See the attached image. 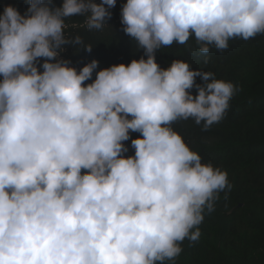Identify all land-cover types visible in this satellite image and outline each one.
<instances>
[{
    "label": "clouds",
    "instance_id": "clouds-1",
    "mask_svg": "<svg viewBox=\"0 0 264 264\" xmlns=\"http://www.w3.org/2000/svg\"><path fill=\"white\" fill-rule=\"evenodd\" d=\"M115 3L28 0L23 15L0 13V264H175L232 190L172 125L208 130L240 89L181 59L162 68L155 53L193 37L208 53L264 35V0H126L123 31L144 56L86 84L96 59L79 71L58 59L68 45L92 49L65 34L66 20L103 30ZM130 131L140 135L125 156Z\"/></svg>",
    "mask_w": 264,
    "mask_h": 264
},
{
    "label": "trees",
    "instance_id": "trees-1",
    "mask_svg": "<svg viewBox=\"0 0 264 264\" xmlns=\"http://www.w3.org/2000/svg\"><path fill=\"white\" fill-rule=\"evenodd\" d=\"M51 2L56 6L62 4V0ZM124 3L126 0H116L115 7L109 9L112 15L107 25L100 31L72 27L82 23L81 16L66 20L69 27L65 34L79 33L85 43L92 44V49L76 51L68 45L58 59L67 60L77 71L96 59L97 69L86 84L95 79L96 71L101 68L119 63L127 65L132 59L144 56L143 49L136 48L123 31L120 10ZM5 5L16 7L23 15L28 0H0V13ZM205 57L208 64H204ZM43 59L37 62L38 71L43 70L40 67ZM173 59L189 63L192 69L211 71L216 78L232 82L240 89L229 101L224 118L208 130H202L191 119L172 125L186 144L198 152L202 162L226 170L233 185L227 199L221 192L215 210L205 213L199 225V240L186 239L181 243L182 252L175 264H264V35L247 41L233 39L226 50L212 47L208 53L198 51L193 37L185 45L174 42L155 53V60L162 68H167ZM195 81L203 83L199 76ZM189 91L196 95L195 87ZM139 135L130 131V139L123 142L128 151L123 155H134L131 139Z\"/></svg>",
    "mask_w": 264,
    "mask_h": 264
}]
</instances>
